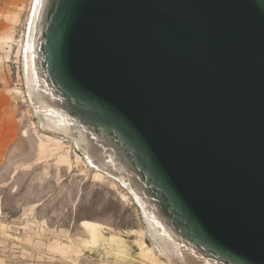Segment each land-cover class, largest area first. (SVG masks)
<instances>
[{
    "label": "water",
    "instance_id": "obj_1",
    "mask_svg": "<svg viewBox=\"0 0 264 264\" xmlns=\"http://www.w3.org/2000/svg\"><path fill=\"white\" fill-rule=\"evenodd\" d=\"M47 58L204 243L264 264V0H59Z\"/></svg>",
    "mask_w": 264,
    "mask_h": 264
},
{
    "label": "rangeland",
    "instance_id": "obj_2",
    "mask_svg": "<svg viewBox=\"0 0 264 264\" xmlns=\"http://www.w3.org/2000/svg\"><path fill=\"white\" fill-rule=\"evenodd\" d=\"M32 2L0 0V264H151L131 194L75 138L40 127L23 68Z\"/></svg>",
    "mask_w": 264,
    "mask_h": 264
},
{
    "label": "bare ground",
    "instance_id": "obj_3",
    "mask_svg": "<svg viewBox=\"0 0 264 264\" xmlns=\"http://www.w3.org/2000/svg\"><path fill=\"white\" fill-rule=\"evenodd\" d=\"M58 4L59 0H33L23 46L25 88L41 129L75 138L89 165L131 194L146 223L142 237L152 242L150 246L141 240L145 261L161 264L158 252L174 264H239L204 243L183 222L126 136L102 113L72 97L52 74L47 40ZM90 232L93 246L98 239L94 224Z\"/></svg>",
    "mask_w": 264,
    "mask_h": 264
}]
</instances>
